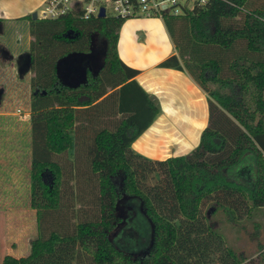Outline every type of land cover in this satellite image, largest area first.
<instances>
[{
    "label": "trees",
    "instance_id": "1",
    "mask_svg": "<svg viewBox=\"0 0 264 264\" xmlns=\"http://www.w3.org/2000/svg\"><path fill=\"white\" fill-rule=\"evenodd\" d=\"M23 18L32 36L30 203L39 235L28 254L0 264H264L263 240L255 255L239 254L214 221L221 208L234 222L264 207V0H208L163 16L178 54L160 65L188 70L208 93L209 123L193 150L162 159L132 147L160 106L119 56L126 19ZM94 32L106 42L102 67L85 83L61 84L59 59L90 52ZM123 195L139 198L152 224L141 254L110 238ZM260 230L256 223L253 235Z\"/></svg>",
    "mask_w": 264,
    "mask_h": 264
},
{
    "label": "rangeland",
    "instance_id": "2",
    "mask_svg": "<svg viewBox=\"0 0 264 264\" xmlns=\"http://www.w3.org/2000/svg\"><path fill=\"white\" fill-rule=\"evenodd\" d=\"M91 37V51L80 57L98 67L105 55V38L98 32ZM31 39L28 20L23 17L4 20V24H0V262L8 253L19 257L28 254L32 241L39 235L37 211L30 203ZM209 86L215 88L216 84L210 83ZM106 123V119H102L98 126ZM156 180L150 177L148 182L152 184ZM141 204L137 197L121 196L118 202L120 221L110 232V238L120 248L140 254L150 244L153 232L151 222L141 211ZM80 206L79 202L75 203V223L81 219L77 214ZM214 221L224 232L227 244L239 254L255 255L258 242L264 241V207H257L249 217L234 222L228 221L225 210L221 208ZM256 223L261 224L259 237L253 235Z\"/></svg>",
    "mask_w": 264,
    "mask_h": 264
},
{
    "label": "crops",
    "instance_id": "3",
    "mask_svg": "<svg viewBox=\"0 0 264 264\" xmlns=\"http://www.w3.org/2000/svg\"><path fill=\"white\" fill-rule=\"evenodd\" d=\"M44 2L0 0V24L4 20L34 15ZM118 52L126 64L140 70L136 79L160 106L152 123L133 142L134 150L157 159L193 150L209 123L208 93L188 70L160 65L169 56L178 54L165 20L157 16L126 19L119 30ZM10 57L15 59L13 55ZM103 63L104 59L100 66L93 67L89 60L69 54L59 63L60 83L68 86L85 83L86 70L95 73Z\"/></svg>",
    "mask_w": 264,
    "mask_h": 264
},
{
    "label": "built area",
    "instance_id": "4",
    "mask_svg": "<svg viewBox=\"0 0 264 264\" xmlns=\"http://www.w3.org/2000/svg\"><path fill=\"white\" fill-rule=\"evenodd\" d=\"M208 0H45L39 17L57 18L72 13L82 18L112 16L121 19L131 17H161L166 13L180 14L185 8L205 5ZM105 8V15L100 16Z\"/></svg>",
    "mask_w": 264,
    "mask_h": 264
},
{
    "label": "water",
    "instance_id": "5",
    "mask_svg": "<svg viewBox=\"0 0 264 264\" xmlns=\"http://www.w3.org/2000/svg\"><path fill=\"white\" fill-rule=\"evenodd\" d=\"M105 15V8H102L101 9V13H100V16H104ZM34 17H37V14H34L33 15ZM74 53V52H73ZM79 53V52H78ZM70 54H72V53H70ZM75 54H77V53H75ZM80 54H85V53H80ZM69 55V54H68ZM63 58V57H62ZM61 58V59H62ZM29 59H30V53H29ZM61 59H59V61H58V63H57V67H59V63H60V61H61ZM30 64H31V61H30ZM102 67V66H101ZM26 71H28V69H27V67H26V69H25ZM85 81H86V79H87V70H86V72H85ZM85 81H83V82H85ZM80 84V83H79Z\"/></svg>",
    "mask_w": 264,
    "mask_h": 264
},
{
    "label": "flooded vegetation",
    "instance_id": "6",
    "mask_svg": "<svg viewBox=\"0 0 264 264\" xmlns=\"http://www.w3.org/2000/svg\"><path fill=\"white\" fill-rule=\"evenodd\" d=\"M105 50H106V42H105ZM74 53H77V54H75V56L78 57L79 59H81V57H80L81 54H80V53H78V52H74ZM88 53H89V52H88ZM78 55H79V56H78ZM81 56H82V55H81ZM95 73H96V72H95ZM149 245H151V242H150V244H148V247H149ZM148 247H147V248H148ZM147 248H146V250H147ZM144 251H145V250H144ZM133 253H139V252H133Z\"/></svg>",
    "mask_w": 264,
    "mask_h": 264
}]
</instances>
